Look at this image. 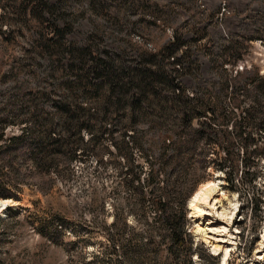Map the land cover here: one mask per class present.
Segmentation results:
<instances>
[{"label": "trees", "instance_id": "16d2710c", "mask_svg": "<svg viewBox=\"0 0 264 264\" xmlns=\"http://www.w3.org/2000/svg\"><path fill=\"white\" fill-rule=\"evenodd\" d=\"M22 2L0 0V31L49 63L38 61L45 66L43 78L61 72L63 80L58 89L36 84L20 91L19 84L0 98V199L22 201L24 184L34 176L65 169L70 175L119 120L122 142L113 144L127 162L120 173L133 207L113 215L95 256L101 264H220L189 231L187 183L196 169H214L230 189L248 196L251 210L264 202L257 188L264 172V72L238 66L253 38L245 46L230 39L212 53L215 76L191 89L182 80L188 72L181 59L194 57V51L177 33L155 51H138L135 63H127L123 53L104 57L97 51L94 57L92 39L83 46L69 41L72 23L54 17L55 2ZM207 37L201 33L195 41ZM10 58L19 56L6 59L0 51L1 81L8 77L3 67ZM13 211L9 206L7 218ZM34 226L59 246L70 222L57 216Z\"/></svg>", "mask_w": 264, "mask_h": 264}, {"label": "rangeland", "instance_id": "374dc122", "mask_svg": "<svg viewBox=\"0 0 264 264\" xmlns=\"http://www.w3.org/2000/svg\"><path fill=\"white\" fill-rule=\"evenodd\" d=\"M52 1L57 4L54 17L72 23L69 41L83 46L92 39L89 50L94 57L97 51L104 57L123 53L127 63H135L138 51H155L177 33L192 44L194 57L181 60L188 72L182 80L194 89L215 76L217 67L211 65L212 53H219L230 39L244 42L253 38L246 46L244 42V56L238 66L241 69L255 65L264 72V0ZM25 2L29 6V0L22 3ZM17 20L16 17L12 23ZM201 33L208 37L196 42ZM22 45L14 41L12 33L0 31V51L5 58L13 57V53L19 56L10 58L3 67L8 77L0 80V98L19 84L21 91L36 84L58 89L62 83L61 72L43 78L45 66L38 61L46 60L37 58L36 50L25 53ZM46 64L49 63H42ZM112 126V132L91 144L89 157L77 162L73 173L69 175L65 169L59 175L34 176L24 184L22 201H0V208L7 203L14 210L9 218L8 207L1 210L0 264H101L95 253L104 241L103 230L115 213L127 214L133 207L132 193L120 173L127 162L113 144L122 142L120 121L115 120ZM140 127L145 131L149 128L146 124ZM209 182H218V190L201 202L200 224L191 216L190 201ZM35 183L41 186L40 190L34 189ZM257 188L264 201V172L258 174ZM187 189L188 228L202 248L218 257L220 264L225 253L226 264H264V202L251 210L248 196L243 199L230 189L223 174L214 169H196L188 179ZM57 216L70 222L65 243L59 246L45 241L34 229V225ZM199 226H206V231H199ZM83 235L86 238L75 245L68 243Z\"/></svg>", "mask_w": 264, "mask_h": 264}, {"label": "bare ground", "instance_id": "6f19581e", "mask_svg": "<svg viewBox=\"0 0 264 264\" xmlns=\"http://www.w3.org/2000/svg\"><path fill=\"white\" fill-rule=\"evenodd\" d=\"M218 190V182H209L205 185H202L198 191L195 193V195L192 197L191 201H190V209H191V216L196 218L198 222H200L201 224V220H202V210H201V202L206 201L208 197H211V195L214 193L215 191L217 192ZM219 202H222V200H219ZM7 205V203H3V205ZM8 207V206H6ZM5 207V208H6ZM4 206H2L0 208V214L2 213L1 210H3ZM4 208V209H5ZM199 231L200 229L203 231H206V226H199ZM216 253V252H215ZM228 259V253H225L224 257H223V264H226Z\"/></svg>", "mask_w": 264, "mask_h": 264}, {"label": "water", "instance_id": "95a60500", "mask_svg": "<svg viewBox=\"0 0 264 264\" xmlns=\"http://www.w3.org/2000/svg\"><path fill=\"white\" fill-rule=\"evenodd\" d=\"M2 200H6V199H0V201H2ZM10 200H13V199H10ZM2 206H4V208L7 206V205H2ZM222 262H223V260H222Z\"/></svg>", "mask_w": 264, "mask_h": 264}]
</instances>
